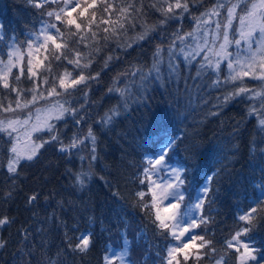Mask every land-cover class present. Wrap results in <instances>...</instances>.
<instances>
[{
    "label": "trees",
    "instance_id": "obj_1",
    "mask_svg": "<svg viewBox=\"0 0 264 264\" xmlns=\"http://www.w3.org/2000/svg\"><path fill=\"white\" fill-rule=\"evenodd\" d=\"M213 2L190 4L188 13L158 28L145 40L132 43L130 48L110 41L90 69L85 70L93 75L99 72V76L88 81L87 87L79 86L80 90L71 96L59 98L67 100L79 116L85 117L81 124H76L68 113L63 120H52L61 140L67 144L74 133L82 138L89 125L97 138L98 158L90 168L87 159H80L88 156L90 140L66 153H61L57 144L49 143L33 161H22L15 177L7 173L6 167H0V218L9 219L7 225L0 226V239L6 242L0 248V264H104L105 255L125 247L130 249L131 264H163L168 247L176 240L160 233L152 222L154 210H142L135 194L144 191L143 202L151 203L148 182L140 183L145 179L142 171L150 167L148 160L157 158L170 141L173 143L166 165L181 170L185 181L181 185L185 194L182 209H188L204 183L210 189L198 215L199 218L203 214L208 223L193 233L212 240L219 258L224 241L243 225L238 216L256 206L257 201H264V132L257 127L254 116H245L248 100L237 97L224 102V93L233 87L223 83L227 75L225 63L218 73L210 68L199 69L203 54L186 61L179 48L187 45V40L180 43L172 35L173 30L182 36L193 31L197 27L193 17ZM46 8L37 9L27 0H0V35L4 36L0 57L7 59L11 43L27 51L28 38L35 40L42 23L50 20L41 15ZM148 11V22L152 23L159 14ZM128 35L134 36L135 31L130 30ZM172 40L175 44L169 57ZM157 45H161L163 57L159 78L156 72L148 73ZM108 55L113 59L105 67L103 61ZM170 62L178 66L175 73L169 68ZM65 68L72 71L73 66L66 61L53 62L54 72L63 73ZM217 78L221 84L212 86ZM245 80L248 87L258 84ZM21 86L28 88L32 84L24 79ZM109 87L123 90L124 96L109 91ZM46 103L37 101L29 108L45 107ZM113 107L119 114L108 124L99 123L100 117ZM28 114L29 111L19 112L21 119ZM5 115L0 113V117ZM37 136L48 139L47 131L34 138ZM0 137L2 161L8 136L0 133ZM81 171L90 174L84 177L83 187L75 181V174ZM209 176L213 177L210 182ZM8 192H12L10 197ZM34 193L38 199L28 203ZM21 229L29 233L27 239ZM65 233L73 237V245L78 242L75 237L91 233L87 253L73 252ZM243 239L255 248L258 259L264 257V220L257 219ZM234 258L233 253L226 264H234ZM187 264L197 262L190 257ZM199 264L209 261L205 258Z\"/></svg>",
    "mask_w": 264,
    "mask_h": 264
},
{
    "label": "snow or ice",
    "instance_id": "obj_2",
    "mask_svg": "<svg viewBox=\"0 0 264 264\" xmlns=\"http://www.w3.org/2000/svg\"><path fill=\"white\" fill-rule=\"evenodd\" d=\"M27 2L37 9H45L49 6L41 15L49 17L50 20L42 23L35 40L28 38L26 62L21 46L16 43L9 44L6 60L0 57V113L7 114L0 117V133L8 136V140L5 141L4 160L0 161V167H6L7 173L15 177L19 175L22 161H33L40 150L49 143L57 144L58 150L66 153L72 149H79L84 145L85 140H90L92 147L88 150V156L80 157L82 161L88 160L90 168L92 161L98 158L97 138L89 125L82 138L74 133L67 144L61 140L56 125L50 123L51 120H63L68 113L73 116L76 124H81L85 117L79 116L78 110L68 105L67 100L62 101L59 98L71 96L74 91L80 90L79 86L87 87L88 81L95 80L99 76V72L93 75L85 70L90 69L97 60V54L107 48L110 41H115L118 47L130 48L132 43L145 40L158 28L188 13L190 4L201 3L202 0H27ZM52 5L55 7H51ZM148 10L159 14L152 23L148 22L150 19ZM193 19L196 20L197 27L185 35L197 40L202 39L203 43L197 42L196 47L191 51H185L182 47L179 51L188 61L189 58L194 59L195 56L200 55L203 50L204 62L199 65V69L210 68L214 73L220 72L221 62L226 61L228 73L224 76L223 83L232 84L233 87L224 93V102L237 97L248 100L245 116H254L257 127L264 132V0H214ZM234 21H238V24L234 25ZM213 22L215 28L210 32L205 26ZM137 27L139 31H136ZM202 27L203 36L197 38L195 34L200 32ZM130 30L135 31L134 36L128 35ZM237 33L238 38L235 36ZM31 35L33 34H30V37ZM172 35L175 40L184 42V36L176 30H173ZM3 40L4 36L0 35V41ZM175 40L169 42V57L173 55L172 46ZM217 41H219L218 47L215 46ZM242 42L243 48H241ZM231 44H235L238 49L235 53L228 50ZM42 50L45 54L41 58ZM112 59L113 57L108 55L103 61L104 66L107 67ZM162 60L161 45H157L148 73L156 72L159 78V65ZM54 61H66L73 66V69L69 71L65 68L63 73H56L53 70ZM177 67L169 63L172 73L176 72ZM199 74L198 70L197 75ZM245 78L257 81V86L248 87ZM24 79L31 81L32 86L22 87ZM141 79H146V76H141ZM220 84L219 78L212 82V86L218 87ZM109 91H117L121 97L124 96V91L119 88L109 87ZM29 94L30 98H28ZM37 101L47 103L45 107L35 109L36 117L33 121L29 105H35ZM24 109H28L29 114L21 119L19 112ZM109 112L111 115L108 114ZM118 114L113 107L105 112L98 122L108 124L112 117ZM211 114L215 115V113ZM20 128H26L24 143H21L19 135L13 136V133H18ZM44 131H47L48 139L32 136L33 133ZM172 143L170 141L161 150L158 158L148 160L150 167L142 171L145 179L140 183L148 182L151 203L143 202L146 196L144 191L135 194L142 210L147 211L149 208L154 210L152 222L161 234L167 233L177 241L182 237L185 238V242L168 247L163 264H187L190 257L194 258L197 264L205 258L208 259L209 264L213 260L215 264H226L227 258L233 253L234 264H251V262L260 264L264 257L258 259L255 248L243 238L251 231L257 219L264 220V215L258 216V213L264 212V201H257L256 206L250 207L238 216V220L243 222V225L224 241L221 254L216 258L217 248L214 242L206 239L205 235L193 233L194 229L208 223L203 214L199 218L192 214V210L203 208L204 199L197 198L195 204L187 206L188 210L181 207L185 200V196L179 191L180 186L185 183L181 177V170L172 168L173 178L161 183H156L149 175L159 166L166 164V156ZM84 177H90L89 172L81 171L75 174V181L81 187L85 184ZM212 179V176L208 177L209 182ZM209 191L207 186L202 189L205 196ZM7 195L10 197L12 192H8ZM37 199L38 195L34 193L28 197V203ZM185 216L188 217L187 220ZM8 223L7 217L0 218V226ZM21 231L25 232L24 239H27L29 235L27 230L21 229ZM65 239L71 250L79 253H87L92 242L91 233L75 237L78 242L74 245L73 237H69L67 233ZM127 244L128 241L125 240V245ZM5 245L6 242L0 239V248ZM103 260L104 264H131L130 249L122 248L110 256L105 255Z\"/></svg>",
    "mask_w": 264,
    "mask_h": 264
},
{
    "label": "rangeland",
    "instance_id": "obj_3",
    "mask_svg": "<svg viewBox=\"0 0 264 264\" xmlns=\"http://www.w3.org/2000/svg\"><path fill=\"white\" fill-rule=\"evenodd\" d=\"M213 20H215V18H213ZM233 23H234V25H235V24H238V21H234ZM41 27H42V26H40L39 29H40ZM205 27H207L208 30L211 32V31L215 28V23H214V22H213V23H209V24L206 25ZM195 28H196V27H195ZM53 31H54V30H53ZM190 32H192V31H190ZM230 32H231V30H230ZM38 33H39V30H38ZM195 35H196L197 38L202 37V36H203V27L201 28V31H200V32H197ZM235 36L238 38V33L235 34ZM184 38L187 40V45H185V46L183 47L185 51H191V49H193V48L196 47V43H197V42H199V43H203V40H202V39L197 40V39H194V37H192V36L184 35ZM185 39H184V40H185ZM177 41H178V40H177ZM177 41H176V42H177ZM209 41H211V37H210V36H209ZM180 43H181V41H180ZM218 45H219V41H217V43H216L215 46L218 47ZM243 46H244V45H243V42H242V44H241V48H243ZM21 50H22V48H21ZM228 50H229L230 52H232V53H235L238 49H237V47H236L235 44H231V45L229 46V49H228ZM22 51L24 52V50H22ZM42 53H43V50L41 51V54H42ZM41 54H40V55H41ZM201 54H203V58H204V51H203V50H201ZM24 55H25V62H26L27 51L24 52ZM34 55H35V53H34ZM181 55L184 57L183 53H181ZM184 58H185V57H184ZM223 63H225L226 73H228L227 62H226V61H222L221 64H223ZM36 108H43V107L31 106V108H29V109H31V115H32V119H33V121L35 120V117H36V112H35V109H36ZM23 111H28V109L21 110L20 112H23ZM51 121H52V120H51ZM51 121H50V122H51ZM25 131H26V128H20L18 133H13V136L19 135V138H20V140H21V143H24L25 140H26V137H25ZM35 134H37V133H33L32 136L34 137ZM158 157H159V156H158ZM158 157H157V158H158ZM153 159H154V158H153ZM149 160H150V159H149ZM172 168H177V167H176V166H168V165L164 164V165L159 166L155 172H150L149 175H151V178H152L153 181H155L156 183H161V182H163V181H165V180H170V179L173 178V177H172V174H171V169H172ZM177 169H179V167H178ZM205 186H207V182L203 185V187H202L200 190L197 191V193H196V195H195V197H194V201H193V203H192L191 205H193V204L196 203L197 198L203 199L204 194H203V192H202V189H203ZM158 191H159V190H157V192H158ZM179 191L185 196V194H184L183 189H182L181 186H180V188H179ZM165 203H167V201H165ZM182 205H183V204H181V207H182ZM185 210H188V209H185ZM200 211H201V210H192V214H193L196 218H198V215L200 214ZM187 219H188V217L185 216V220H187ZM182 242H185V238H184V237H182L180 241H177V240H176V242H175L174 244H172L171 246H175V245L181 244ZM112 254H113V253H112ZM112 254H110V255H112ZM110 255H109V256H110Z\"/></svg>",
    "mask_w": 264,
    "mask_h": 264
}]
</instances>
